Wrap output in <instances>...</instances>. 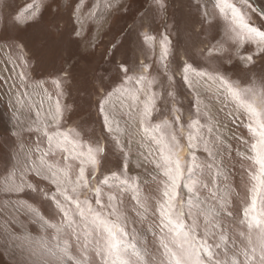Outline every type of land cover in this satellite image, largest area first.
Masks as SVG:
<instances>
[{"label":"snow or ice","instance_id":"6c2138e0","mask_svg":"<svg viewBox=\"0 0 264 264\" xmlns=\"http://www.w3.org/2000/svg\"><path fill=\"white\" fill-rule=\"evenodd\" d=\"M153 2L159 10L166 9L165 0ZM206 3H212L215 9L213 13L204 12L209 26L223 29L220 40L207 48L210 54H218L208 57L217 66H201L192 57V63L177 66L181 79L196 92L194 115L189 112L185 116L171 91L165 89L161 94L153 90V82L145 75L148 66L139 58H122L116 63V76L110 79L114 84L123 76L117 87L105 85L104 78L96 77L93 70L92 88L99 97L96 105L103 135L94 131L89 134L80 125L64 129L66 106L61 105L59 97L63 95L62 81L75 65L61 69V76L53 81L58 90L55 99L43 81L30 84L26 71L16 74L19 83H12L10 90L17 102L29 95V88L44 92L49 101L46 116L35 129L47 140L48 152L43 156L55 155V150L61 152L59 164H48L42 156L40 163L29 169L49 183L47 191L26 183L23 177L14 189L27 187L42 193L47 215L30 204L24 207L40 229L49 234L50 241L42 247L58 264H264V74L259 77V87L251 81H235L227 74L223 58L235 48V59L245 68L255 64L254 57L264 60V7H254L256 0ZM28 9H35L31 16L19 11L5 13L3 30H23L35 23L39 6L29 4ZM253 16L260 21L258 25ZM152 41L154 37L142 35L139 46L143 49ZM170 43L168 36H163V60L171 55ZM10 46L22 52L27 49L22 43ZM119 46L113 45V56ZM246 46L254 47V51L241 54ZM16 59L25 68L32 55L25 52ZM227 63L231 64L232 59ZM96 79L100 80L99 88L94 83ZM128 82L139 87H124ZM125 95L130 98L125 121L128 127H121L113 109ZM13 108L15 111V105ZM243 117H247L250 136L240 138L245 151L236 150V154L247 164L250 195L243 201L239 220L244 231L238 233L246 243L229 249L228 233L232 229H226L223 220H235L230 210L233 189L226 185L219 195L212 192L211 203L201 199V190H209V184L222 183L221 177L227 180L233 156L227 143L229 125ZM198 153L205 155L199 163ZM111 157H116L114 163ZM132 168L142 172L131 175ZM197 168L208 171L207 181L195 178ZM128 191L134 193L136 216L153 218V234L158 233L154 254L141 249L139 234L130 236L123 199Z\"/></svg>","mask_w":264,"mask_h":264},{"label":"rangeland","instance_id":"374dc122","mask_svg":"<svg viewBox=\"0 0 264 264\" xmlns=\"http://www.w3.org/2000/svg\"><path fill=\"white\" fill-rule=\"evenodd\" d=\"M130 2L131 0H73L72 2L70 0H0V264H58L57 259L42 247L43 243L50 241L49 234L40 229L34 222V217L24 207L25 204H30L47 215V202L42 193L33 192L27 187H23L21 191L14 190L15 186L21 184L22 177L26 183L46 191L49 189L47 181L41 180L29 170L34 163L39 164L40 158L48 152L46 138L35 129L43 122L49 101L44 92L29 88L27 89L29 95L20 97V102H17V96L12 94L10 85L14 82L19 83L16 79L19 71L27 72L31 78L30 84L38 80L43 81L44 88L55 99L58 90L53 81L61 76V69H69L70 66L75 65L71 68L70 76L62 81L63 95L59 97L61 105L66 106L65 118L62 121L64 129L80 125L89 134L93 131L97 135L104 134L97 114L96 101L99 97L92 88L93 70H96V77L104 78L105 85L120 86L122 75L120 79L115 80L114 84L110 78L116 76V63L122 58L130 60L139 58L141 64L148 66V72L145 75L153 82L154 91L161 94L165 89L171 91L177 103L183 106L182 111L185 116L189 112L193 115L195 113L196 92L181 79L177 66L182 68L183 63H192L189 57L201 66L209 64L212 67L217 66L215 61L209 60L208 57L218 54H210L207 48L220 40L223 29L210 27L204 17L205 10L210 13L215 11L213 4L206 3V0H165L166 9L161 11L153 0H149L137 12L134 24H130L126 21L125 13ZM29 4L39 6L38 20L36 19L35 23L23 30L12 28L3 30L4 14L19 11L26 16H31L35 9L29 10ZM253 6L264 7V3L256 0ZM123 12L124 15H122ZM153 18H157L154 30L157 32L154 34L153 30L142 29L143 32L139 33V29L150 25ZM253 20L257 25L260 22L256 16H253ZM165 27L168 30H165ZM145 34L154 37V41L144 44L141 49L139 42ZM170 34L172 39L169 40L174 41L170 43L171 55L167 60H163L160 42L163 36ZM53 35L58 37L55 46L61 50L60 57L46 54L45 50L49 46H40L43 40L47 41ZM213 36L216 37L215 40L212 39ZM2 39H8L10 43L26 44L27 49L24 52L14 49ZM114 40H116L115 43H113ZM117 43L123 47L113 56V44L117 45ZM184 45L185 48H182ZM225 47L228 46L225 45ZM63 48L65 52L62 51ZM235 51V48H232L223 57L227 74L235 81L241 83L251 81L259 87V77L264 74V60L254 57L255 64L245 68L241 61L235 59ZM247 51H254V47L246 46L241 54ZM25 52L30 53L32 59L25 68H21L20 61L16 57ZM176 52L180 54L179 62ZM186 53L192 55L185 57ZM229 59H232L231 64L227 63ZM165 65L168 67L166 68ZM31 74L35 77H31ZM94 83L97 88L101 86L99 79H96ZM124 87L134 90L139 86L128 82L124 84ZM129 100L130 98L125 95L113 109L121 127H128L125 121ZM13 105H15V111ZM167 110V108L164 109L165 112ZM37 112L40 113L39 117ZM247 124V117H243L229 125L231 132L228 133L227 143L231 145L233 156L231 165L227 169V180L224 181L221 177L222 183L209 184L210 191L201 190V199L211 203L212 192L219 195L226 185L233 189L230 210L233 211L235 220H223L225 228L232 229L228 233L231 236L228 243L229 249H232L234 244L242 247L246 243L243 237L238 236V233L244 231L239 226V220L243 201L250 195L247 191V164L244 163L242 156L236 154V150L241 153L245 151V145L241 143L240 138H249ZM37 144H39V150H37ZM43 159L48 164H59L61 152L55 150V155L49 154L43 156ZM110 159L114 163L116 157ZM204 159L205 155L198 153V163ZM108 166L112 167L113 164L110 163ZM138 171L142 172L132 168L130 174L136 175ZM208 176L206 169H195V178L207 181ZM133 197L134 193L131 191L126 192L123 197L128 216L127 228L130 236L139 234L137 238L142 250L146 248L150 254H154L158 247V233L153 234L156 231L153 227V218L140 219L136 216L137 205ZM199 224L203 230V218L199 220ZM150 228H152L151 231ZM77 247H79L78 244Z\"/></svg>","mask_w":264,"mask_h":264},{"label":"trees","instance_id":"16d2710c","mask_svg":"<svg viewBox=\"0 0 264 264\" xmlns=\"http://www.w3.org/2000/svg\"><path fill=\"white\" fill-rule=\"evenodd\" d=\"M73 0H70V2H72ZM75 1V0H74ZM148 2L149 0H131V2H130V5H129V7H128V9L125 11V13H126V21L127 22H129L130 24H134V22H135V19H136V16L138 15L137 14V12H139V10H141L142 9V6H144V3L145 2ZM171 1H175V0H171ZM185 1V0H184ZM153 3V2H152ZM16 4V3H15ZM171 7V6H170ZM190 9H192V8H190ZM171 10H172V8H171ZM192 11H194L193 9H192ZM191 13V12H190ZM122 15H124V12L122 13ZM174 19H175V17H174ZM38 20V19H37ZM134 21V22H133ZM156 23H157V18L155 19V18H153V20H151V24L150 25H148V26H143V27H141L140 29H139V33L142 31L143 32V30L142 29H149L150 31L151 30H153V32L152 33H156L157 31H154L155 30V27H156ZM112 24V23H111ZM111 24H110V26H111ZM177 24V23H176ZM51 25V24H50ZM111 28V27H110ZM111 30V29H110ZM137 30H138V28H137ZM165 30H168V28L167 27H165ZM68 31V30H67ZM51 33V32H50ZM52 34V33H51ZM50 34V35H51ZM66 35V34H65ZM52 38H49L47 41H42V43H40V46L42 45H44V46H49V48H47L46 50H45V53L47 54H53L54 56H58V57H60V55H61V50L59 49L58 50V48L59 47H57L56 48V46H55V43H56V41L58 40V37H54V35L53 36H51ZM124 37V36H123ZM61 38V37H60ZM168 38L171 40L172 38H171V34L168 36ZM124 39H125V37H124ZM123 39V40H124ZM120 40V39H119ZM122 40V41H123ZM2 41H4L5 43H9L10 45L11 44H13V43H10V41L8 40V39H5V40H3L2 39ZM121 41V42H122ZM116 42V40H114V42L113 43H115ZM171 43L172 42H174V41H170ZM63 44H65V41H63ZM184 44V43H183ZM114 45V44H113ZM117 45H120V43H117ZM122 47L123 46H119V48H117L116 49V54H118L119 53V51H121V49H122ZM182 48H185V45L184 46H182ZM109 48H107V50H108ZM110 50H111V48H110ZM62 51H64L65 52V48H63L62 49ZM57 52V53H56ZM192 53V52H191ZM192 54H188V53H186L185 54V57H189V56H191ZM176 56H177V59H178V62L180 61V54H179V52H176ZM184 56V55H183ZM112 58V57H111ZM110 58V59H111ZM187 60V59H186ZM32 76L31 77H35L33 74H31ZM39 79H40V77H38ZM39 81V80H38Z\"/></svg>","mask_w":264,"mask_h":264}]
</instances>
